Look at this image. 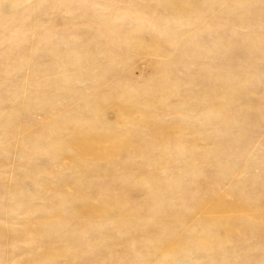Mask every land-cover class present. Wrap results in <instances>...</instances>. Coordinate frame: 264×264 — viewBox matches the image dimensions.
I'll return each instance as SVG.
<instances>
[{
  "label": "rangeland",
  "instance_id": "rangeland-1",
  "mask_svg": "<svg viewBox=\"0 0 264 264\" xmlns=\"http://www.w3.org/2000/svg\"><path fill=\"white\" fill-rule=\"evenodd\" d=\"M0 264H264V0H0Z\"/></svg>",
  "mask_w": 264,
  "mask_h": 264
},
{
  "label": "bare ground",
  "instance_id": "bare-ground-1",
  "mask_svg": "<svg viewBox=\"0 0 264 264\" xmlns=\"http://www.w3.org/2000/svg\"><path fill=\"white\" fill-rule=\"evenodd\" d=\"M65 252V251H64Z\"/></svg>",
  "mask_w": 264,
  "mask_h": 264
}]
</instances>
